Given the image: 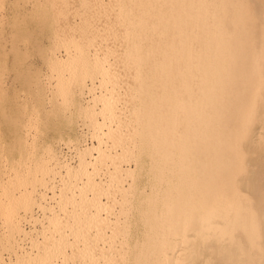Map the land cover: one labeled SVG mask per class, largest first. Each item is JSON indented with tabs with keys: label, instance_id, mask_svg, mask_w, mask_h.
<instances>
[{
	"label": "bare ground",
	"instance_id": "6f19581e",
	"mask_svg": "<svg viewBox=\"0 0 264 264\" xmlns=\"http://www.w3.org/2000/svg\"><path fill=\"white\" fill-rule=\"evenodd\" d=\"M81 5L87 17L114 19H84L76 30L81 35L67 23L73 39H86L92 50L85 53L75 43L80 48L77 53L74 47L75 56L58 35L61 41L54 43L60 46H52L47 61L55 84H48L77 103L75 116L85 118L82 125L93 131L87 132L97 145L78 140L76 167L66 160L51 167L55 154H50L49 161L38 159L34 170L14 172L24 182L18 199L8 179L1 194L14 198L7 205L0 201L7 211L17 205L31 209L30 178L46 174L52 181L58 177L60 185L41 196L47 207L36 204L51 215L46 225L31 219L49 232L45 248L52 254L18 255L12 264H264V0H84ZM69 65L72 75L65 78ZM105 120H114V126ZM106 163L113 167L105 169L106 180L94 182ZM139 177L141 190L135 188ZM87 186L94 194L115 193L105 194L106 202L98 194L85 199ZM135 189L144 193L139 200ZM132 194L140 211L138 226L128 232L124 209L116 207L127 198L131 203ZM69 207L77 211L68 213ZM13 213L3 215L12 233L18 226ZM67 228L74 243L54 240L59 230L66 239ZM92 238H104L102 245L95 240L93 246Z\"/></svg>",
	"mask_w": 264,
	"mask_h": 264
},
{
	"label": "rangeland",
	"instance_id": "374dc122",
	"mask_svg": "<svg viewBox=\"0 0 264 264\" xmlns=\"http://www.w3.org/2000/svg\"><path fill=\"white\" fill-rule=\"evenodd\" d=\"M82 1L84 0H0V201L3 202V205H7L15 196L14 199H18L21 195L17 190L23 188L22 185L24 182L20 179L21 177L16 179L14 172H22V170L27 167L33 169V165L39 162L37 161L38 159H48L49 161L50 154H55L54 159L50 161L51 167L56 163V160H58L57 163L61 160H66L71 166L76 167L77 161L74 158V150L79 144L78 140H82L81 143L83 145H97V140L93 137L90 138L88 135V132L92 133L93 131L86 129V126L82 125L85 118L75 116L74 112L77 103L74 102V100H72L74 103L71 102V99L66 100L63 95L56 91L54 93L55 89L52 85L48 84V82L53 83V85L55 84V80L50 79L51 71H49V63L47 62L49 58L48 55H50L52 52L51 50L55 48L52 46L60 44L59 42L61 39L59 40V38L61 36V38L64 39L61 45L66 44L65 50L70 48V51L74 52L76 56L80 50L83 51L88 48L86 47L87 45H85L86 39H73L70 33H78L81 35L80 32L77 31H79V28L81 31V26L85 23L84 19H108L109 21L110 19H114L112 18L113 16H109L110 19L109 17L96 18L94 15L90 16L91 14L89 13V17H87V15H85L87 14V9L85 8L86 10L84 11V7H81ZM107 1L108 0H103L104 3ZM79 22H82L80 27H78ZM64 23L66 24L64 25ZM67 23H69V25L74 24L71 26L75 31L74 33L72 31L69 33L68 29H70V27ZM74 26H76V28ZM82 27H84V25ZM58 35H60V37ZM67 35L71 41L73 40L72 43L66 37ZM84 36H86V34ZM67 39L68 42L70 41L69 43H67ZM55 41L59 42L54 43ZM79 42L84 46L81 49L75 46V43ZM72 44L73 48H71ZM58 46L60 45L56 47ZM74 47H76V50H80H77L76 53ZM90 47L91 45H89V48ZM90 49L92 50V48ZM90 49L89 51H91ZM60 50H64V47ZM84 51L86 53V50ZM62 54L65 60V51H62ZM105 64L104 62V65ZM69 66L70 67L63 73L65 78H69L72 75L71 65ZM118 70L120 69H116V75ZM105 80L107 81L108 78ZM96 81L94 85L98 87V79ZM100 107V104L96 106L98 109ZM96 118L99 123L104 121L100 116H96ZM113 121L114 120H105V124L113 127L115 124V122L113 124L111 123ZM96 129L97 128H95V130ZM103 132H106V130L104 129ZM96 134H99V132ZM68 141H71L72 144L66 145ZM116 149H118V147ZM121 164L122 168H126L123 161ZM107 165L108 163H106V166H99L100 170L98 168V175H93L94 182H99L100 179L106 180L107 177L105 176H107V171L105 169L110 168V171L113 168H111L110 165L107 167ZM129 167L133 168V165ZM89 170L92 171V169ZM62 173L64 174L63 170H61V175H63ZM55 178L56 179L52 181L50 180V176L46 174H43L41 178L38 177L36 181L30 178L29 184L26 185V190L30 193L29 196L30 199H32L31 204L33 203V206H31V209H25L17 205V207H15L16 209H12V211L15 210V213H13V216H15L14 219L18 222L16 223L18 224L16 229H22V232H28V234L31 233L32 240L24 239L21 230V233L16 229L13 233L12 231L8 232V224H6L3 215H5L7 219V216H11L12 211H10L11 209L9 211L3 209L4 206L0 209V264H3V262L12 264L19 261V258L16 257L18 255L21 259V256L25 257L26 255H29L30 258H38L37 255L41 253H44L41 255L44 257L52 254L48 248H45L49 232L46 233L47 229H44L39 222L34 223L31 219L38 218L43 225H46V217H49L50 214H44L45 212L37 207L36 204L45 205V202L41 201V196H50V188L52 187H54V191L60 188L59 178ZM8 179H11V185H9V187H11L10 189H15L16 195H13L14 197L9 195L7 198L1 193L3 188L7 187ZM138 181L139 185L137 186ZM143 181L144 178L139 177L136 180L135 188L141 190V185L143 184L140 183ZM42 183L49 189H45V187L41 185ZM88 189V186L87 189L83 190L82 188V192H86L85 194L82 193L84 198H90L92 196L96 198V196L100 195L98 198H101L102 202H106L105 194H111L110 196H112L113 193H115V190L108 188V191L102 189L103 192H99L97 189L98 193L95 191V194L98 195L95 196L94 192ZM145 190L149 192L147 187H145ZM143 194L144 193L138 192L135 189V197L138 198V200L144 196ZM78 197L79 196H77V198ZM135 197L132 194L131 203L128 201L130 198H127L128 200L122 206L118 205L116 207V210H119L120 207L124 209V219H128V221H125L124 226L127 228L128 232L138 226L137 212L140 210L136 208L134 202ZM78 200H80V198H78ZM49 204L55 207L57 206L55 203ZM45 206L47 207V205ZM73 208L74 207H69L66 211L68 213H75L77 208H74L75 211ZM57 209H59L58 206ZM1 210H3V212L7 211L6 214L9 213L6 215ZM59 228H61V226L57 227V230ZM69 232L68 236L66 233V239L63 231L59 230V232H53L54 240L59 242L63 241L64 243H67L66 241L69 240L70 243H72L74 240L70 237L73 235L71 234L72 229L69 230ZM105 232H107L106 229ZM70 238L71 240L73 239L72 242ZM92 239L94 240V238ZM95 240L98 242L97 244ZM95 240L93 246H95L94 243L96 245H102L103 242L101 239H98L100 242L97 239ZM68 248L69 246L65 249V255L70 254V249ZM62 251L60 250L57 254L60 260L65 258Z\"/></svg>",
	"mask_w": 264,
	"mask_h": 264
}]
</instances>
